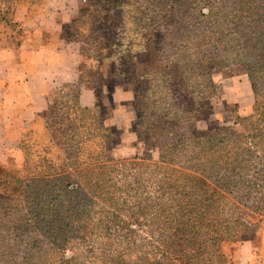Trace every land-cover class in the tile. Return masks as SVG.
<instances>
[{"label":"trees","instance_id":"16d2710c","mask_svg":"<svg viewBox=\"0 0 264 264\" xmlns=\"http://www.w3.org/2000/svg\"><path fill=\"white\" fill-rule=\"evenodd\" d=\"M17 3L19 0H0V24L16 27ZM184 9L188 15L206 9V18L222 13L229 25L226 36L237 37L240 50L236 59L245 66L253 93L252 111L238 123L241 129L233 135L215 128L202 134L191 129L177 132L182 125L199 121L196 105L206 98L191 96L195 92L188 91L184 83L181 58L171 59L177 81L164 87L171 98L161 101L151 97L160 88L149 85L137 102L140 110L136 108V127L142 134L149 131L157 140L158 161L137 157L98 161L96 156L93 162L79 164L71 161L80 153L76 149L55 148L57 156L66 161L53 179L61 182L56 197L45 199L48 202L28 198L27 211L12 215L4 206L11 200L0 199V222L12 220L16 224L1 234L0 264H235L236 247L250 239L246 209L255 206V212L264 211V19L254 18H264V4L231 1L221 6L186 5ZM45 15L46 5L39 19ZM66 15L71 21L62 24L61 34L81 58V81L61 88L44 119L45 128L51 130L53 114L67 108L71 133L76 134L72 131L75 118L70 115L74 111L78 116L94 114L105 145L112 130L102 127V106L94 89L82 81L80 70L82 56L90 55L95 42L90 35L84 40L81 37L79 16L92 18L93 12L89 8ZM163 31L168 33L165 28ZM117 55L110 77L126 75L124 60L136 64L137 57L130 51ZM104 60L110 61V57ZM92 61L102 69V61ZM133 75L143 80L154 74ZM83 88L95 95L92 109L78 105ZM63 115L68 120L67 114ZM49 134V142L58 147L56 138ZM35 137L22 143L25 159L20 167L25 172L30 171L27 146L37 141Z\"/></svg>","mask_w":264,"mask_h":264},{"label":"rangeland","instance_id":"374dc122","mask_svg":"<svg viewBox=\"0 0 264 264\" xmlns=\"http://www.w3.org/2000/svg\"><path fill=\"white\" fill-rule=\"evenodd\" d=\"M231 1L264 4V0H19L13 17L17 25L10 28L1 23L0 39L9 36L17 38L42 28L43 20L39 18L43 16L45 5L49 8L47 13L52 14L66 11L79 13L89 8L93 12L92 18L79 16L81 37L84 40L90 35L95 42L90 55L82 56L80 70L82 81L89 83L94 89L98 103L102 106L99 111L102 127L112 131L104 145V134L94 114L78 116L74 111V115H70L75 118L72 131L76 134H73L68 109L55 112L50 126L53 128L46 133L50 132L49 135L56 138L58 147L50 143V138L42 132L35 137L37 141L30 142L27 146L29 172H25L20 166H0V199L11 200L4 203L9 210L8 214L25 213L30 203L26 201L28 198L34 197L48 202L45 199L58 195L61 182L53 179L66 161L57 156L55 148L70 146L71 150L76 149L80 153H75L71 161L79 164L93 162L96 156L98 161L105 157L108 160H129L137 157L157 162L160 156L157 140L148 135L149 131L142 134L136 127V108L140 110L137 102L149 85L160 88L151 97L161 101L171 98L164 87L168 84L174 85L177 81L175 62H171L175 57L182 60L180 71L183 72L184 83L188 85V91L195 92L191 96L206 98L196 105L199 121L189 126L182 125L177 132L191 129L202 134L209 128H215L229 135L237 133L241 129L238 123L251 114L253 106V93L246 68L236 59L240 44L236 36H226L229 25L222 13L206 18V9H197L191 15L186 14L184 9L186 5L221 6ZM34 18L36 21L32 20ZM254 18L264 19L258 16ZM99 19L102 21L97 22ZM163 28L168 33H164ZM65 32L67 35L71 34ZM165 34L167 36L163 40ZM225 39L229 41H224ZM106 45L108 48H105ZM126 51L136 55V64L131 65L124 60L122 65L127 70L126 75L110 77L114 65L117 64V53ZM107 55L110 61L104 60ZM93 58L102 61L101 70L92 61ZM147 72L154 75L143 80L133 75H144ZM116 89L122 92L117 99L121 101L113 103L112 96ZM177 96L178 94L175 95ZM63 102L67 104L65 99ZM116 108L129 110L125 126L108 125L112 111ZM63 113L67 114L68 120ZM145 128L147 124L145 126L144 123L143 129ZM42 147L47 150L44 151ZM74 186L72 183L71 187ZM246 212V220L251 225L248 237L251 239L255 230L264 224V211L255 212V206H250ZM14 226L16 224L12 220L0 222V241L1 234L11 231ZM236 245H232L233 250L228 255L234 251Z\"/></svg>","mask_w":264,"mask_h":264},{"label":"crops","instance_id":"0c3cea01","mask_svg":"<svg viewBox=\"0 0 264 264\" xmlns=\"http://www.w3.org/2000/svg\"><path fill=\"white\" fill-rule=\"evenodd\" d=\"M48 10L46 6V13ZM69 12L47 13L42 28L0 39V166L22 165V143L47 132L44 119L61 88L81 81L78 51L61 34L62 24L71 21L66 15ZM120 93L114 91L113 103L121 101L117 100ZM78 105L81 109L94 107L91 89L80 91ZM127 113L128 109L116 108L108 125L125 126ZM233 260L235 264H264V224L236 247Z\"/></svg>","mask_w":264,"mask_h":264}]
</instances>
